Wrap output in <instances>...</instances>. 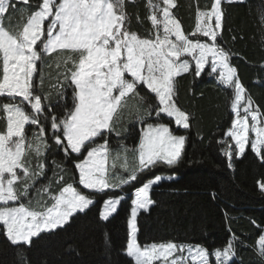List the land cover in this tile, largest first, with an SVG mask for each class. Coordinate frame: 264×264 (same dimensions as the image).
I'll return each instance as SVG.
<instances>
[{"label":"snow or ice","instance_id":"1","mask_svg":"<svg viewBox=\"0 0 264 264\" xmlns=\"http://www.w3.org/2000/svg\"><path fill=\"white\" fill-rule=\"evenodd\" d=\"M23 2L28 4L30 0ZM221 5L222 0H213L210 10H198L193 31L185 33L172 11L177 7L175 0H162V4L148 0L147 19L152 27L147 36H141L131 29L126 0H39L22 29L5 26L9 10L16 9L12 0H0V97L8 100L0 104L6 118V127L0 130V226L18 249L17 256L21 255L19 249L31 247L42 234H54L75 214L85 213L98 194L123 189L158 166L171 168L180 162L187 137L174 134L165 123L146 121L153 114L159 119L163 113L177 126L190 128L191 113L177 103V78L192 72L193 63L194 76L200 77L210 61V74L218 73L219 83L234 89L231 110L235 118L224 137H231L235 148L227 139L218 141L226 145L222 152L228 167H233V156L241 157L249 143L264 161V114L253 107V98L246 94L231 63L232 53L218 43L224 15ZM57 52L65 53L63 70L57 73V83L43 93V74L39 90L36 84L39 64L45 62V56ZM56 66L61 68L60 63ZM67 82L72 87L71 107L67 106L63 88ZM140 87L154 94L156 102L141 95ZM53 90L65 101L62 116L55 114ZM130 99L135 103L137 121L145 124L140 142L134 149L121 142L113 150L108 137L113 132L120 135L117 123ZM49 119L55 145L63 149L66 158L77 154L73 163L82 188L74 180L66 181L64 163L53 160V177L30 196L47 170L46 153L51 146L45 122ZM28 125L38 129L31 137ZM250 132L254 138H250ZM98 138L101 143L96 142ZM129 153L133 154L132 165ZM118 161L122 172L116 171ZM163 179L155 175L132 194L126 256L133 264H210L211 255L215 264H230L236 255L234 235L226 246L211 253L203 245L172 240L143 246L138 243V217L156 203L150 193ZM259 187L264 191V182ZM123 199H104L100 220H109ZM257 244L264 258V233Z\"/></svg>","mask_w":264,"mask_h":264},{"label":"trees","instance_id":"2","mask_svg":"<svg viewBox=\"0 0 264 264\" xmlns=\"http://www.w3.org/2000/svg\"><path fill=\"white\" fill-rule=\"evenodd\" d=\"M153 2L162 4V0ZM212 2L175 0L177 7L172 11L185 33L193 31L197 11L210 10ZM12 3L16 8L23 9L27 18L39 0H30L28 4L23 1ZM221 6L224 15L218 43L232 53L231 63L238 70L246 94L253 98V107H258L264 114V0H222ZM126 11L131 29L141 36H147L152 27L147 19L150 14L148 0H126ZM200 39L207 40L204 37ZM64 56V52H57L44 57L45 62L39 64L40 71L36 74L38 90L41 74L44 76L43 93L49 92L50 85L57 83V73L63 70ZM57 63L61 64V68H57ZM210 73L209 62L201 76L195 77L193 63L192 72L177 78V103L181 109L191 113L189 129L175 125L174 120L165 114H160L159 119L153 114L146 121L165 123L174 134L187 137L183 157L176 166H158L123 189L98 194L94 205L85 213L75 214L63 229L54 234H42L31 247L19 249L20 256L16 255L18 249L10 244L0 226V264H21L22 259L23 264H133L125 254L132 193L143 182L159 174L173 179L161 181L151 191L150 195L156 203L138 217L140 245L172 240L203 245L211 253L226 246L234 235L237 238L236 255L230 264H264L257 244L264 233V191L259 187L264 180V162L248 144L241 157L233 156V167H228V159L222 152L226 145L218 141L227 139L224 133L233 120L231 103L234 89L219 83L218 73ZM63 88L67 106L71 107L70 82L63 83ZM140 91L148 97L149 102H156L154 94L145 87H140ZM5 102H8L7 98L0 97V104ZM51 102L55 114L62 116L65 101L55 90L52 91ZM45 123L48 144L51 146L46 153L47 170L45 176L36 181L30 196L35 195L36 189L53 177V160L64 163L66 181L74 180L76 186L82 188L78 185V173L73 163L77 154L66 158L63 149L57 147L51 137L50 119ZM144 126V123L137 121L135 103L130 99L128 109L117 123L120 135L111 133L108 137L112 139V142L109 141L111 147L118 149L123 142L127 148L134 149L139 142L140 129ZM5 127V114L0 109V130ZM26 128L29 137L33 131H38L35 126L28 125ZM101 141L98 138L96 142ZM82 151L86 154V150ZM82 158V155L79 156V159ZM119 163L116 171L122 172ZM109 196H123L124 199L117 212L109 220L102 221L99 211L103 200ZM210 264H215V258L211 255Z\"/></svg>","mask_w":264,"mask_h":264},{"label":"rangeland","instance_id":"3","mask_svg":"<svg viewBox=\"0 0 264 264\" xmlns=\"http://www.w3.org/2000/svg\"><path fill=\"white\" fill-rule=\"evenodd\" d=\"M12 1H23V0H12ZM14 6H15V4H13ZM15 11H12L11 9L9 10V13H10V15L8 16V17H6L5 18V20H4V24H5V26L6 27H8L9 25H11V27H13V28H17V27H19L20 29H22V26H23V24L24 23H26V21H27V18L25 17V12H24V10L23 9H21V8H16V6H15ZM214 22V21H213ZM45 23H47V22H45ZM210 62V61H209ZM140 94L141 95H145V94H143V92L142 91H140ZM130 101V100H129ZM129 103V102H128ZM242 104H243V102H242ZM232 111V110H231ZM233 113V112H232ZM163 114V113H162ZM166 115V114H165ZM245 115V113L243 112V108L241 107V109H240V116L241 117H243ZM235 118V113H233V119ZM173 119V118H172ZM248 119H249V122H251V117L249 116L248 117ZM174 120V119H173ZM174 123H175V121H174ZM176 125V124H175ZM230 127H231V124H230ZM182 128V127H181ZM114 134H115V132H113ZM249 135H250V138H254V133H249ZM227 138V141L229 142V144L232 146V148L234 149L235 148V144H234V142L231 140V137H226ZM109 141L110 142H112V139L110 138L109 139ZM102 142V141H101ZM101 142H97V143H101ZM109 142V143H110ZM249 145H250V143H249ZM110 147H111V144H110ZM250 147H251V145H250ZM113 150H116V148H113V147H111ZM86 155V154H85ZM129 155V164L130 165H132L133 163H134V161H133V154L132 153H129L128 154ZM264 162V161H263ZM122 174H125V175H127V173H122ZM159 175H161V176H163V177H165V179H163V180H169L167 177H170V176H167V175H162V174H159ZM154 178V177H153ZM162 180V181H163ZM263 182H264V180H263ZM126 186V185H125ZM124 186V187H125ZM34 187H36V186H34ZM118 190H120V189H118ZM133 194V193H132ZM102 206H103V203H102V205H101V208H102ZM101 208H100V210H101ZM151 244V243H150ZM195 245V244H194ZM213 252V251H212ZM213 257V256H212ZM214 258V257H213Z\"/></svg>","mask_w":264,"mask_h":264},{"label":"crops","instance_id":"4","mask_svg":"<svg viewBox=\"0 0 264 264\" xmlns=\"http://www.w3.org/2000/svg\"><path fill=\"white\" fill-rule=\"evenodd\" d=\"M142 128H143V127H142ZM142 128H141V129H142ZM141 129H140V138H141ZM140 138H139V142H140ZM139 142H138V144H139ZM138 144H137V145H138Z\"/></svg>","mask_w":264,"mask_h":264}]
</instances>
